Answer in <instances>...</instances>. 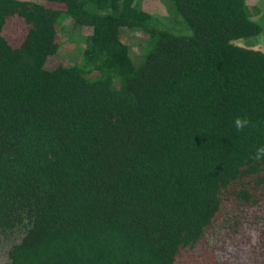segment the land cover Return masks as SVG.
<instances>
[{
    "label": "trees",
    "instance_id": "obj_1",
    "mask_svg": "<svg viewBox=\"0 0 264 264\" xmlns=\"http://www.w3.org/2000/svg\"><path fill=\"white\" fill-rule=\"evenodd\" d=\"M158 2L0 0V264H264L262 26Z\"/></svg>",
    "mask_w": 264,
    "mask_h": 264
},
{
    "label": "rangeland",
    "instance_id": "obj_2",
    "mask_svg": "<svg viewBox=\"0 0 264 264\" xmlns=\"http://www.w3.org/2000/svg\"><path fill=\"white\" fill-rule=\"evenodd\" d=\"M136 2L140 6L149 5L147 9L154 17H159L158 19H160L161 21L162 18L166 16L165 8L160 2H158V0H146V1L136 0ZM250 2H251L250 7L251 8L254 7V11L252 10L253 18L257 23H259L262 26V31L258 36L239 40L238 44L264 51V0H250ZM158 19L156 20L157 23L155 24V26L157 27L160 26V22L158 21ZM61 30L66 38V34L68 32L66 28V24L61 25ZM78 31L80 33H86L90 31V27H82ZM60 53H61L60 56L53 58L51 63L53 64L57 62L71 63L77 57L76 46L73 45L71 40H67V39L62 45V48L60 49ZM2 256H3V249H2V244H0V259L3 258Z\"/></svg>",
    "mask_w": 264,
    "mask_h": 264
},
{
    "label": "clouds",
    "instance_id": "obj_3",
    "mask_svg": "<svg viewBox=\"0 0 264 264\" xmlns=\"http://www.w3.org/2000/svg\"><path fill=\"white\" fill-rule=\"evenodd\" d=\"M249 123L250 122L246 117H244V118L236 117L234 120V126L237 129V131H242L244 128L249 126ZM254 158L256 160L264 159V146H262L256 150Z\"/></svg>",
    "mask_w": 264,
    "mask_h": 264
}]
</instances>
